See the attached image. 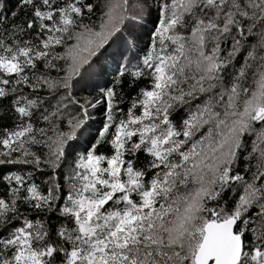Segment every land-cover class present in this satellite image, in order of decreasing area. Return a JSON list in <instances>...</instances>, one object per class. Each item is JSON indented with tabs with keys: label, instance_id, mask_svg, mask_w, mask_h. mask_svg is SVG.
<instances>
[{
	"label": "snow or ice",
	"instance_id": "6c2138e0",
	"mask_svg": "<svg viewBox=\"0 0 264 264\" xmlns=\"http://www.w3.org/2000/svg\"><path fill=\"white\" fill-rule=\"evenodd\" d=\"M0 264H264V0H0Z\"/></svg>",
	"mask_w": 264,
	"mask_h": 264
}]
</instances>
